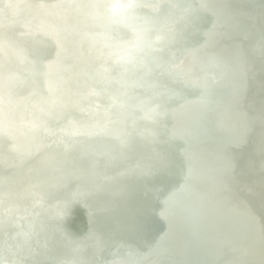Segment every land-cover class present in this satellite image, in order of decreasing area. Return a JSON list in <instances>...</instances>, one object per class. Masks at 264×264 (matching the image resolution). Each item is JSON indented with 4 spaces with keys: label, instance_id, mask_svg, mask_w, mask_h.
<instances>
[{
    "label": "water",
    "instance_id": "obj_1",
    "mask_svg": "<svg viewBox=\"0 0 264 264\" xmlns=\"http://www.w3.org/2000/svg\"><path fill=\"white\" fill-rule=\"evenodd\" d=\"M0 55L7 63L0 65L5 90L0 140L6 141L0 154L11 149L19 156L14 163L0 159V180L24 206L13 212L0 204V264L37 258L42 264H168L158 252L161 244L172 247L164 222L173 223L175 213L181 230L189 229L186 220L197 224L189 231L197 230L190 247L180 241L173 264H188L189 251L199 264H264V251L243 253L225 234V225L250 219L249 210L209 191L198 172L184 175L187 166L199 170L191 152L202 156V150H210L202 168L220 169L226 178L245 177L225 182L251 207L254 194L264 201L253 186L264 184V145L256 137L261 133L264 140V117L257 111L264 106V0H0ZM15 81L19 98L8 95L18 89ZM201 84L198 97L189 98L187 91ZM83 94L86 100L79 99ZM140 97L145 106L163 108L169 116L180 112L182 136H174L173 126L157 112L146 128L139 120L144 113L126 118L124 108ZM182 101L199 116L211 114L195 138L183 129L192 120ZM50 112L60 119L53 120ZM108 112L114 121L106 119ZM90 124L100 129L102 148L93 137L82 138ZM24 149L32 155H22ZM135 150L141 153L132 158ZM150 152L156 153L150 157ZM223 160L237 163L215 167ZM99 172L110 176L100 178ZM83 173L85 180L79 179ZM206 174L219 184L217 174ZM50 187L57 193L49 203L43 195ZM118 187L150 207L138 208L114 194ZM104 199L114 207L115 223L95 232L92 221H104L99 217ZM258 217L264 222V212ZM72 227L81 231L78 245L66 234ZM256 240L264 246V236ZM207 241L215 249L205 254L192 247Z\"/></svg>",
    "mask_w": 264,
    "mask_h": 264
},
{
    "label": "bare ground",
    "instance_id": "obj_2",
    "mask_svg": "<svg viewBox=\"0 0 264 264\" xmlns=\"http://www.w3.org/2000/svg\"><path fill=\"white\" fill-rule=\"evenodd\" d=\"M246 60H248L246 62H250L252 59L250 58V59H246ZM6 64L7 63L5 61L4 56L0 55V65L1 66L3 65V66L6 67ZM245 64L247 66L253 67V65H251L250 63H245ZM255 70H257V68H255ZM3 74H4V72H0V77ZM210 77L211 76H209V75L205 76L203 84H206L207 81L210 79ZM82 78H84V77L82 76ZM47 79L50 80L51 76L50 77L48 76ZM70 84H71V87L73 88L74 87V83L70 82ZM13 85L18 86V89L17 90L11 89L9 91L8 95L11 98H19V97H17V95L21 92V86L18 85L17 81H15L13 83ZM202 89H204V87L201 84L200 86L195 88L194 92L188 93L189 91H187V96L189 98L193 97L195 99L201 93ZM4 91L5 90L2 87H0V93H3ZM118 91H121V89H119ZM79 99L80 100H86V97L83 94V95L79 96ZM117 100H118V98L115 97V99L113 100L114 105H115ZM222 100H223V97L222 96H218L217 101H222ZM186 103L182 101V106H183V109L185 110L184 114H186L189 117H191L192 122L187 124V125H184L183 129L187 132V134H189V136H191L189 138H195L196 136H199L201 134V131H202L201 127L203 126V122L208 120L209 117L211 116V114H208V115H205V116H199V115H197V113H194L193 108L189 107V105H187ZM145 105H146V103L141 97L137 98L135 100V102L133 103V105L124 108V112L123 113H124L125 117L128 118V119L129 118H137L138 117L137 114L144 113L146 116L145 117L143 116V118H139V120L141 121L143 126L146 128L149 125L147 120H149L151 122V115L150 114L153 113V112H157L158 113L157 116L159 118L168 120L169 123L173 126L172 127V129H173L172 132L174 133V136H176L177 138L182 136L181 119L183 117L179 116L180 112H174L173 114H171L172 116H169L167 111L165 109H163V108H159V107L154 106V105H147V106H145ZM34 106H35V104L31 105L30 107H34ZM92 106L96 107V103L94 102V100L92 101ZM45 110H46V108H45ZM257 111H258V114H261L260 118H263L264 117V106H259ZM50 114H51L53 120L58 121L60 119L59 116H54V114L52 112H50ZM16 119L18 120L19 118H16ZM106 119L108 121H114L113 113L112 112L106 113ZM261 120H264V118L261 119ZM0 123L2 124L3 122H0ZM2 125H4V123ZM85 127H86V131L82 135V138L83 139H87V138L93 137V139L102 148L104 144L100 143L101 142L100 141V133H101L100 129L97 131L96 127L93 126L92 124L86 125ZM5 128H8V125H5ZM161 131H162L161 127L157 128V129L155 128L154 129V133H153V138L155 137V135H157V137H158L160 135ZM91 132H93L94 136L93 135L89 136V133H91ZM130 133L131 134L133 133L132 129L130 130ZM249 133H251L252 135L256 134V132L252 128H251V130H249ZM85 135H86V137H85ZM261 136H262V134L258 133V135L256 137H257L259 143L261 145H264V140L261 139L262 138ZM141 139H147L148 140V136H146V138L141 137ZM3 142H6V141H1L0 140V143H3ZM188 142H190L189 139H188ZM133 149H138V148H133ZM139 150L141 151V149H139ZM209 151L210 150H205V151L202 150V154H201L202 156L193 154L191 152L192 158L199 163V170H196L192 165L191 166H187L186 169H185L184 175L186 177H190L193 173L198 172L199 175H197V177H199V180L205 185V187L209 191H211L213 193H216V194H219V195H222V196L230 197L236 203H239V205L241 206V208L243 210H246V211L249 210L250 219L245 220V221L235 220L234 222H232V224L225 225V234H226L227 238L232 241V245L238 246L239 247V251H242L243 253L246 252L249 249L257 251V252L264 251V246L262 244H260L259 242H257V240H256L258 235L264 236V222H260L259 221V217H258V213L264 212V201H262L256 194H254V195L251 196V199L255 203V207H251V205H250V203L248 201L241 200V198L236 196V192L234 191V189L230 185H226L225 179L226 180L236 179L238 181H243L245 179V177L232 176V177L226 178L222 174H219V170L220 169L212 170L211 168H208L207 166L202 168L201 164L206 163V161L210 157ZM235 151L241 156L240 151H239V149L237 147L235 148ZM140 153L141 152H139L138 150H135L134 152H131V154H133L131 156H132V158H134L135 156L140 155ZM150 153L151 154L149 156L153 157L154 153H156V152H150ZM22 155L29 157L30 155H32L31 150L24 149ZM85 155H86L87 159H90V160H92L94 162V158L91 156L90 153L87 152ZM3 157L9 158L11 160V162H13V163L17 162V159L19 158V156L17 154H15L11 149L7 150L6 154H0V159H2ZM223 161L224 162L215 164V167L220 166V165H224L226 167H229V166H233V165H235L237 163V162H232L231 160H223ZM63 164L67 165L64 162H63ZM95 165H97V163H95ZM3 167H4V163H3L2 160H0V174H1L2 170H3ZM77 167H79L78 169L81 168V169L85 170L82 166H77ZM96 167L97 166H95V171H98L99 169L96 168ZM100 169H102V168H100ZM104 169H107V168H104ZM127 169H129V168L127 167ZM83 170H81V171H83ZM208 171H210V174H214V175L217 174L219 176V178H218L219 179V184L217 186L214 185L211 182V179H210V177H214V176H209V175L206 174ZM17 175H19L18 172H16L13 176H17ZM107 175L110 176L108 174V172H105V173L104 172H99V177L100 178L102 177L104 179L105 176H107ZM86 177L87 176L83 173L82 176L79 177V179L85 180ZM217 177H215V178H217ZM220 177L223 178V179H221ZM100 178H99V180H100ZM10 181L12 182L13 179L11 178ZM5 184L6 183H4V182H2L0 180V204L8 205L9 207L12 208L13 212H18L20 210H24V206L12 194H8L6 192V190L4 189L5 188L4 187ZM30 186H31L30 187L31 190L36 188V186H33V183H31ZM253 186L255 187L256 190H258L264 196V184L262 185V184H259V183H255V184H253ZM56 193L57 192H56L55 188H53V187L46 188L45 191H44V195H43L44 201L49 202V203L52 202L54 200V198L56 197ZM113 193L114 194L120 193L121 196L124 198V200L134 204L138 208H140L141 206L150 207V206L147 205V203H149V202L143 201V200H139L136 197H132L128 192L126 193L125 191H123L119 187H118V189L113 190ZM93 201L94 202H91L90 206L93 209H96L97 208L96 203H100V202H97V201H99L98 198L93 200ZM101 202H102L101 207H100L101 213L107 214L108 220L101 213H100L99 217H103L104 221H101L100 219L94 218V220L92 221V227H93L95 232H103V231L106 230L105 226H107V228L109 226L112 227V224L115 223V218L113 216L114 214L112 213L113 210H114V207L110 204L109 200H105L104 199V200H101ZM156 205H157V203H155V205H153V206H156ZM106 208L109 209V213H107V211L104 210ZM92 211H94V210H92ZM110 211H111V213H110ZM93 215L95 216V215H97V213L93 212ZM117 215H119V214H117ZM175 215L176 216L173 217L174 218V222L173 223L172 222H168V221L164 222V224L167 227V229L169 231H171L170 232L171 237L169 238V242H170V244H172V247H165V246H163L161 244V246H159V252H158L160 255H163V256L166 257L168 264H173L174 255L180 249V241L181 242H185L184 244L187 247H190L191 244H189V242H194V240L192 238L196 237V230L197 229L196 230L195 229H193V230L191 229L190 231H189V229L192 227V225L196 227L197 224L196 223L195 224L194 223L191 224L190 221L186 220V222L189 223V224H187L189 226V229L185 230V231L188 232L187 233L184 230H181L178 227V225H176V223H178V220H181V216H180L179 213H175ZM203 215L205 217H209V213L208 212H203ZM73 223L77 224V221L73 222ZM74 229H76V228L72 227V231L68 232L66 234H69L68 237H70V234H73V235H71V237L73 238V243L75 245H78L79 242H80V235L79 234H81V231H79V230L78 231H74ZM237 233H241L242 235L240 237H237ZM233 238H235V241H234ZM210 241H212V239ZM210 241L204 242L202 245H199V246L198 245H193L192 247H197L198 249H200L199 252H201L202 254L203 253L205 254L206 251L215 249V247L212 245V243ZM221 255H222V257L224 259L227 258V256L224 254L223 251H222ZM245 255L246 254H243L242 258H244ZM186 256H187V259H188V264H199L198 256L195 257L194 254L190 253V251L187 252ZM57 258L58 259H62V256L58 255ZM40 260L38 261V258H37L33 262H31L29 264H42V263H44V261H40ZM246 260L249 261L250 259H246Z\"/></svg>",
    "mask_w": 264,
    "mask_h": 264
},
{
    "label": "clouds",
    "instance_id": "obj_3",
    "mask_svg": "<svg viewBox=\"0 0 264 264\" xmlns=\"http://www.w3.org/2000/svg\"><path fill=\"white\" fill-rule=\"evenodd\" d=\"M113 8H123L126 7L125 5H121V4H115L112 6Z\"/></svg>",
    "mask_w": 264,
    "mask_h": 264
}]
</instances>
